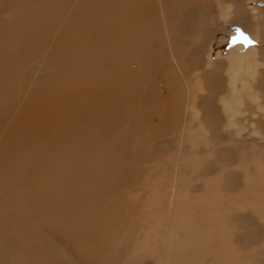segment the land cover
Here are the masks:
<instances>
[{
	"label": "bare ground",
	"instance_id": "bare-ground-1",
	"mask_svg": "<svg viewBox=\"0 0 264 264\" xmlns=\"http://www.w3.org/2000/svg\"><path fill=\"white\" fill-rule=\"evenodd\" d=\"M257 1L0 0V264H264Z\"/></svg>",
	"mask_w": 264,
	"mask_h": 264
},
{
	"label": "rangeland",
	"instance_id": "rangeland-1",
	"mask_svg": "<svg viewBox=\"0 0 264 264\" xmlns=\"http://www.w3.org/2000/svg\"><path fill=\"white\" fill-rule=\"evenodd\" d=\"M253 6H256L257 8H259V9H264V0H259V1H257V2H252L251 3ZM236 38H234L233 40H231V41H227L225 44H223V45H220V46H218V43H219V39H217L216 41H214V40H212L211 42H209L208 44H210V46H212V52L213 53H215V51H217V50H220V51H222V52H224V51H226L227 50V48H228V46L231 44V43H233L234 42V40H235ZM235 41H246V42H249V39L248 38H245V39H240V40H235ZM251 43V42H250ZM263 48H264V46H263ZM213 57H214V55H213ZM128 129H131V126L128 128ZM129 221H132V215L130 214L129 215Z\"/></svg>",
	"mask_w": 264,
	"mask_h": 264
}]
</instances>
